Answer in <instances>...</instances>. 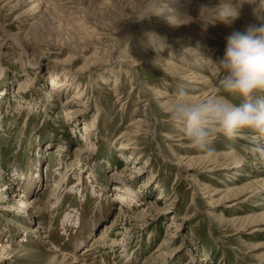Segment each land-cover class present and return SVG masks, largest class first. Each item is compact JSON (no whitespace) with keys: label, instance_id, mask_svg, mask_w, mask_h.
I'll return each instance as SVG.
<instances>
[{"label":"rangeland","instance_id":"rangeland-1","mask_svg":"<svg viewBox=\"0 0 264 264\" xmlns=\"http://www.w3.org/2000/svg\"><path fill=\"white\" fill-rule=\"evenodd\" d=\"M80 1L100 28L83 51L60 0H0V264H264V141L213 131L198 149L166 111L225 95L214 63L264 25L261 0L176 32L160 20L215 9L160 0L137 22L151 0Z\"/></svg>","mask_w":264,"mask_h":264},{"label":"clouds","instance_id":"clouds-1","mask_svg":"<svg viewBox=\"0 0 264 264\" xmlns=\"http://www.w3.org/2000/svg\"><path fill=\"white\" fill-rule=\"evenodd\" d=\"M160 0H151L145 9L142 22L154 15L151 9ZM264 5V0H261ZM215 13L209 16V13ZM239 16L237 8L229 3L201 14V27L207 29L217 20L229 22ZM221 74L219 88L225 95H210L194 101L184 94L178 95L166 105L172 122L193 145L202 149L209 134L218 131L232 136L249 129L264 141V25L247 32L235 31L226 38L222 56L214 63ZM226 96H236L241 103H232Z\"/></svg>","mask_w":264,"mask_h":264},{"label":"bare ground","instance_id":"bare-ground-1","mask_svg":"<svg viewBox=\"0 0 264 264\" xmlns=\"http://www.w3.org/2000/svg\"><path fill=\"white\" fill-rule=\"evenodd\" d=\"M61 1V5L60 7H64L65 9H67V12L66 14H64V19H66L67 21H73L76 23V26L74 25L73 27V30L75 32V35H80L82 34V32H86L87 30H91L92 34L91 35H94L97 31H99L98 29L99 26L94 23L93 21L92 22H87V21H84L82 22V20H84V17L82 16L83 15V11H82V8L81 7H84L85 5L83 4V2L80 1V3L78 5L79 6H75V4L72 2V0H60ZM108 1V0H107ZM105 2V3H101V6H104V4H107L109 2ZM131 3L130 4H133V5H136L138 3L141 2V0H130ZM170 1V0H169ZM173 2L177 1V4H179V0H172ZM225 0H207L205 3H209L211 4V7L214 8V9H217L219 8L222 4H224ZM77 3V2H76ZM198 4L199 1L198 0H192V2L186 4V8H188L191 4ZM64 5V6H63ZM17 5L11 7V9H15ZM112 5H109V8H111ZM235 8H239L238 6L235 7ZM107 9L108 7H100V8H96L95 10L97 11V15H99L100 19L103 20V21H106L108 20V14H110L109 12H107ZM187 10V9H186ZM199 16V15H198ZM86 20H89L87 19V17H85ZM172 20V21H171ZM170 21L166 20V19H162L160 20L161 22H164V23H170L169 27H167L168 29H173L172 32H176V30L178 31L179 29H192V28H199L201 27V21H200V18L198 19H193V18H189L187 16H182V18H179V19H176V18H172ZM68 21V22H69ZM102 21V22H103ZM172 22H178L176 25H174ZM101 23V22H100ZM73 24V23H72ZM104 25V24H103ZM71 26V25H70ZM218 26L213 24V25H209L207 27V31L212 28H217ZM202 28V27H201ZM79 37V36H78ZM75 39V38H74ZM79 39L83 40L82 42H79V46H80V50H84V48L87 46L86 43H84V40H87V36H83V37H79ZM187 39V38H186ZM78 41V40H77ZM183 41L185 44L187 43V40H181ZM163 45L158 43V47H162ZM76 48V47H75ZM73 52V56H77V53L79 52H76V51H72ZM192 53H195L193 50H192ZM172 55L174 53H171ZM166 70L168 71V74H176L177 72L175 71V69H178L177 67H175L174 65H172L171 63H166ZM170 71V72H169ZM193 79H195L193 77ZM2 174V173H1ZM4 185V184H3ZM5 187H7L5 185ZM2 189H5V188H2ZM6 190V189H5ZM15 195V194H14ZM14 197V201L12 202V204H16V208L19 210L20 208H23V207H32V209L34 207H38V205H40L39 203L35 202V201H31V202H28V201H24L22 199H17V197L19 198V196L15 195L13 196ZM33 197V196H32ZM36 198V197H35ZM34 198V199H35ZM17 200V201H15ZM28 203V204H27ZM18 206V207H17ZM41 206V205H40ZM21 212H24L22 210H20ZM25 213V212H24ZM171 239V237H169ZM74 259H78L77 257H73Z\"/></svg>","mask_w":264,"mask_h":264}]
</instances>
